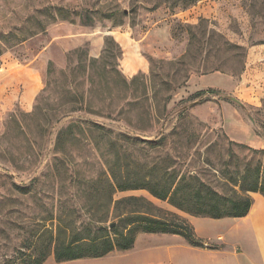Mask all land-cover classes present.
Returning <instances> with one entry per match:
<instances>
[{
    "label": "rangeland",
    "instance_id": "obj_1",
    "mask_svg": "<svg viewBox=\"0 0 264 264\" xmlns=\"http://www.w3.org/2000/svg\"><path fill=\"white\" fill-rule=\"evenodd\" d=\"M49 7L68 21L0 57V264L52 250L60 226L114 224L126 197L190 215L147 190L110 203L100 179L113 175L140 184L169 168L242 195L245 169L264 167V0H0V36ZM131 64L147 69L131 75ZM201 225L215 237L226 228ZM172 236L139 233L129 251L43 264H177L186 243Z\"/></svg>",
    "mask_w": 264,
    "mask_h": 264
},
{
    "label": "trees",
    "instance_id": "obj_2",
    "mask_svg": "<svg viewBox=\"0 0 264 264\" xmlns=\"http://www.w3.org/2000/svg\"><path fill=\"white\" fill-rule=\"evenodd\" d=\"M55 10L63 12L62 9L49 7L46 9L49 12L48 16L28 18L24 26L18 30V34L11 32L8 36L1 35L0 57L4 52L3 47H11L15 43H22L33 36L42 34L46 32L51 23L59 19L68 21L67 17L56 15ZM13 40L16 41L13 42ZM208 92L217 93L213 90L201 91L197 92L194 97L203 96ZM258 152L264 153L263 151ZM169 170V168L166 169L161 179H144L140 184L131 181L130 178L117 175H113L111 180L100 179V182L104 180L110 190V203L116 191L147 190L154 198L168 201L174 208L189 213L190 216L214 220L243 218L249 214L253 204L250 194L259 193L264 197V167L261 163L253 168L245 169L240 187L242 195L236 197L219 194L203 182L198 175L183 174L179 177L175 170ZM114 208L117 221L114 222L113 227H111L113 223L106 225V221H89L75 227L69 225L68 233L67 229H62L63 227L60 226L52 241V250L50 248L38 250L28 255V261L21 264H43L51 253L59 263L86 258H103L116 250H131L139 233L175 235L183 238L187 244L195 248H216L207 246L200 240L193 225L186 218L176 213H171L169 217H166L164 210L143 197L131 196L120 199L115 202ZM68 234L69 241L63 240L62 238Z\"/></svg>",
    "mask_w": 264,
    "mask_h": 264
},
{
    "label": "crops",
    "instance_id": "obj_3",
    "mask_svg": "<svg viewBox=\"0 0 264 264\" xmlns=\"http://www.w3.org/2000/svg\"><path fill=\"white\" fill-rule=\"evenodd\" d=\"M122 47L127 49L130 44L125 35L119 37ZM146 70V66L126 65V72L134 74L137 70ZM253 204L250 212L243 218H224L214 220L185 215L193 225L198 238L207 246L216 248H195L184 245L182 255L177 264H264V197L259 193L252 194ZM203 222L207 226H225L219 236L215 237L204 232ZM173 239L181 238L172 236ZM211 244V245H210ZM172 263V262H171Z\"/></svg>",
    "mask_w": 264,
    "mask_h": 264
},
{
    "label": "water",
    "instance_id": "obj_4",
    "mask_svg": "<svg viewBox=\"0 0 264 264\" xmlns=\"http://www.w3.org/2000/svg\"><path fill=\"white\" fill-rule=\"evenodd\" d=\"M134 10H135V8L131 9L130 11L125 10L124 13L125 14H129V13L132 14L134 12ZM114 225L115 224H112L111 227H113Z\"/></svg>",
    "mask_w": 264,
    "mask_h": 264
}]
</instances>
